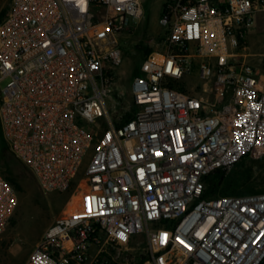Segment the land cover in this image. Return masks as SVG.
<instances>
[{"label":"built area","instance_id":"built-area-1","mask_svg":"<svg viewBox=\"0 0 264 264\" xmlns=\"http://www.w3.org/2000/svg\"><path fill=\"white\" fill-rule=\"evenodd\" d=\"M145 1H10L0 23L10 152L44 194L66 192L91 156L80 210L57 218L25 264H264V192L207 195L209 176L264 153V54L248 53L259 19L264 40V0H151L163 51L142 61L133 117L116 123L122 42ZM194 72L195 95L175 85ZM17 206L0 172V236Z\"/></svg>","mask_w":264,"mask_h":264},{"label":"rangeland","instance_id":"rangeland-1","mask_svg":"<svg viewBox=\"0 0 264 264\" xmlns=\"http://www.w3.org/2000/svg\"><path fill=\"white\" fill-rule=\"evenodd\" d=\"M11 0H0V23L5 18ZM161 2L146 0L144 22H134L136 33L123 40V59L117 69L115 85L109 98V108L116 123L125 122L134 112L130 95V84L139 73L142 61L153 52L163 51V29L159 26ZM261 20L252 33V49L264 50L261 34ZM248 50L250 54L262 51ZM255 59L257 57H254ZM259 58V57H258ZM9 79L0 82L3 89ZM178 88L191 94L202 89V82L196 72L175 82ZM89 156L69 189L62 193L44 194L30 171L9 152L0 162V172L12 180L17 188L18 206L15 209L5 232L0 236V264H25L34 246L47 228L59 217L77 212L81 208L86 190L85 170ZM208 191L216 188V194H251L264 192V153L249 155L220 176L214 174L207 182Z\"/></svg>","mask_w":264,"mask_h":264},{"label":"trees","instance_id":"trees-1","mask_svg":"<svg viewBox=\"0 0 264 264\" xmlns=\"http://www.w3.org/2000/svg\"><path fill=\"white\" fill-rule=\"evenodd\" d=\"M138 75V74H137ZM133 117V115H131L127 120L131 119ZM9 147L4 139V136H3V132H2V127H1V124H0V162L1 160H3L6 156L9 155ZM19 161V160H18ZM226 170H219L217 171L216 173L214 174H219L220 176L222 175L223 172H225ZM212 174V175H214ZM211 175V176H212ZM209 176L207 178V182L210 180V177ZM6 179L10 182V184L15 188V190H17L15 184H14V180L6 177ZM207 195H211V196H217V195H220V194H216V188H213L212 190L210 191H207ZM222 195V194H221ZM223 195H232V194H223Z\"/></svg>","mask_w":264,"mask_h":264},{"label":"crops","instance_id":"crops-1","mask_svg":"<svg viewBox=\"0 0 264 264\" xmlns=\"http://www.w3.org/2000/svg\"><path fill=\"white\" fill-rule=\"evenodd\" d=\"M255 34H256V33H255ZM255 34L251 33V34L248 36V50L252 49V46H253V44H252V36L255 35ZM252 50L254 51L255 49H252ZM255 51H262L261 54H264V50L256 49ZM257 55H259V53H258Z\"/></svg>","mask_w":264,"mask_h":264}]
</instances>
